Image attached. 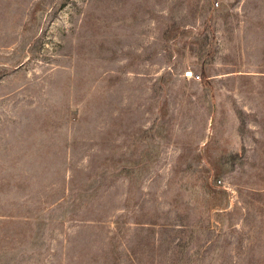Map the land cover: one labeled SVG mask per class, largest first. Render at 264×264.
<instances>
[{"label": "rangeland", "instance_id": "obj_1", "mask_svg": "<svg viewBox=\"0 0 264 264\" xmlns=\"http://www.w3.org/2000/svg\"><path fill=\"white\" fill-rule=\"evenodd\" d=\"M0 264H264V0H0Z\"/></svg>", "mask_w": 264, "mask_h": 264}, {"label": "built area", "instance_id": "obj_2", "mask_svg": "<svg viewBox=\"0 0 264 264\" xmlns=\"http://www.w3.org/2000/svg\"><path fill=\"white\" fill-rule=\"evenodd\" d=\"M184 77L186 78H194V77H199L197 74H194L191 70L184 71Z\"/></svg>", "mask_w": 264, "mask_h": 264}]
</instances>
